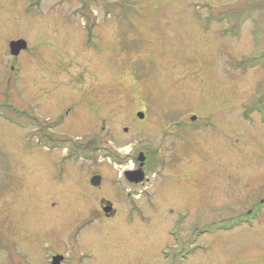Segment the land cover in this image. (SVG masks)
Returning a JSON list of instances; mask_svg holds the SVG:
<instances>
[{"label":"rangeland","instance_id":"rangeland-1","mask_svg":"<svg viewBox=\"0 0 264 264\" xmlns=\"http://www.w3.org/2000/svg\"><path fill=\"white\" fill-rule=\"evenodd\" d=\"M18 38L28 49L13 57L8 41ZM7 100L0 114L15 120H0V264L55 255L59 264H175L162 248L180 238L169 232L188 208L186 238L197 215L217 231L195 232L201 248L179 264H264V202L260 215L247 213L264 200V0H0ZM19 107L45 121L70 108L57 130L68 150L38 147ZM163 155L173 161L165 172ZM139 163L133 179L154 180L153 206L128 228L122 221V235L100 213L110 204L111 216L124 214L111 181ZM63 172L65 184L55 179ZM94 173L108 202L70 192L77 175Z\"/></svg>","mask_w":264,"mask_h":264},{"label":"flooded vegetation","instance_id":"flooded-vegetation-1","mask_svg":"<svg viewBox=\"0 0 264 264\" xmlns=\"http://www.w3.org/2000/svg\"><path fill=\"white\" fill-rule=\"evenodd\" d=\"M12 69H15V67L13 68V66H12ZM22 70H24V69H22L21 67H18L17 71H19V73L18 74L14 73V75H16V76L19 75ZM13 79L14 80L18 79L17 82H19V77H14ZM19 109H20V107H19ZM20 111L23 112V114L25 112H27L26 109H22V108L20 109ZM61 113H63V112H61ZM70 113H71L70 108H68L67 111H64V115L59 114V112H57V110H56L52 116H47V118H46L47 122L43 119V117L41 115H38V113L37 114H31V113L25 114V119L34 123L35 135L37 137L41 138V145L42 146L39 145L38 147L46 149V147H48L46 145L49 144V145H51V150H55V151L56 150L63 151L64 149L68 150L66 147V144L68 142H70L69 135H63L62 137H58L57 136V130L59 127L63 126L66 123V120L70 116ZM173 117H175V115H173ZM194 117H197V116L193 115V117H192V120L196 121V118H194ZM4 121L6 122V120H4ZM175 122L177 123L176 126L180 125L179 121H175ZM183 126H186L187 131H191L190 127L188 126V123H185ZM197 127H199V126H197ZM169 134H171V137L166 139V141H167L166 146H168V148H169L168 151L172 154V156L175 158H178L177 153H175L176 149L173 150V149H171V147L175 145V140L179 136V134H178V136L176 135L177 137L172 136V131H169ZM81 142L82 141L77 142L79 149L81 147H83V145H81ZM148 153H149L148 155L150 156V152H148ZM85 154L87 155V157H85V158L87 160H89V153L85 152ZM148 155L146 156V161L149 158ZM73 156L74 155H72V153H71L70 157H73ZM143 157H145V156H143ZM75 162L79 164V163H85V162H90V161H85V162L75 161ZM170 162H171V164L173 162V161H171V157L166 158L165 155H163V157L161 156V160L159 161V163L161 164V168L164 170V172L170 168V166L168 165V164H170ZM91 164H93V166H100L99 162H97V161H94V162L91 161ZM140 167H141V165L139 163L138 168L125 170V171H123L122 174H120V177L114 178V179H112L113 181H111L112 185L114 186V189L118 192V196L121 197L125 202L126 209L124 210V214H123L122 210H120L119 217H117V215H118L117 210H115L114 212H112L113 216H111L110 210H109L111 207L110 204H108V206H106L109 209H105V207H102L104 210L102 213H100L101 216L108 218V219H112V218L116 219L117 218L118 222H117V225H115V226H116V229L118 230L117 232H119V234H122V235H123V233L120 232V230H119L120 229L119 226L122 227V225H121L122 221H124V224L122 223L123 227H127V224H128V226L132 225L139 218H143L146 215H147L146 217H150L147 214L146 210L144 209V205L147 204L146 206H148V205L153 206V201L151 198V192L148 190H150V187H149L150 183H153L154 180L149 178V177H145V179L142 182L141 181L137 182L135 180L136 178L131 179V178L125 176L126 172H128L130 170L138 171L140 169ZM84 169H86V168H84ZM87 169L89 170V166H87ZM65 174H66L65 172H63V174H57L55 176L56 181L58 183L63 182L62 184L69 182L68 180H65ZM180 174H183V173L182 172H179V174L176 173V176L172 180L176 181L175 179H178V176H181ZM95 176H98V177H95ZM79 183H80V185H79ZM76 184H77V186H75ZM103 184H104V179H103V176L100 174L94 173L92 175H89L87 178L81 177V175H77V179L74 182V186H72L73 188L71 187L70 192L75 196V198L81 197L83 199H85L90 192L95 196L96 195H102V192L105 190V189H103V187H104ZM166 185H168V183ZM185 189H187V188H184L183 190H185ZM98 192H100V193H98ZM105 193L107 194V190L105 191ZM102 197H103V195H102ZM100 200H101V202H108L106 197H103ZM102 200H104V201H102ZM76 202H78V200L71 202L69 205L68 204L67 205L68 206H70V205L75 206ZM261 202H264V200L262 199V201H261V198H260L259 202L254 203L252 208L249 209L247 211V213L251 214V213L255 212V213H259V215H260L261 214ZM154 204H156V203H154ZM231 210H232V207H231ZM172 211H173V209H172ZM172 211H171V213H172ZM187 211H189V213H187L183 209L176 211V216H175L176 223L173 227L174 228L173 231L169 232L171 237L174 236V234L176 232H178V237H180V238H177L178 240L176 242V241H174V239L172 237V241L174 244L172 246L171 245L169 246L167 244L166 246L168 248L167 247L162 248V253L167 256V259H168L167 261L171 260L175 264H179L178 261L186 262V260H188L192 255L193 256L196 255L197 252L200 250L201 246H200V243H198L199 235L195 234V232L201 233L202 231H204L205 234L208 235L211 233L214 234L215 231H217V228L215 227L214 223H212V224L210 223V225H207V227L206 226L202 227L201 222L198 219V218H200V216L197 215L196 219L192 221V228L190 229V231H193V234L189 238H186L185 231H187V230L185 229V220H186V217H189L188 214H191V211L189 208ZM122 214H123V216H122ZM166 214H168V212ZM121 216L123 217L124 220H122ZM247 216L249 217V215H247ZM243 217H244V214L241 213V218H243ZM232 218H233V215L229 216L226 220L231 222ZM86 222H87V224L90 223L87 220H85L81 223L82 228H84V229L89 228L88 226H84V224ZM231 226L232 225H229V226H225L223 228L229 229V228H231ZM125 232H128V231H125ZM157 234L154 235L155 238H156ZM160 240H162V239H159V241ZM173 248H176L178 251L177 252H170L169 250H171ZM77 250H78V248H77ZM82 255L85 256L83 253H82ZM90 255H91V253H90ZM170 256H171V258L169 259ZM64 260H65V257H64L63 261Z\"/></svg>","mask_w":264,"mask_h":264},{"label":"water","instance_id":"water-1","mask_svg":"<svg viewBox=\"0 0 264 264\" xmlns=\"http://www.w3.org/2000/svg\"><path fill=\"white\" fill-rule=\"evenodd\" d=\"M26 47H27V42L25 40H23V39L11 41V43H10V49H11V53L13 55H18L21 52V50L25 49ZM141 158H142L141 160L144 159V157H141ZM139 171H141V169ZM137 173H139V172H137V171H128L126 173V175H127V177L133 179V176H135ZM141 179H143L142 176L140 177V180ZM62 258L63 257H61V256L55 257L54 260H53V264H59L61 262Z\"/></svg>","mask_w":264,"mask_h":264},{"label":"bare ground","instance_id":"bare-ground-1","mask_svg":"<svg viewBox=\"0 0 264 264\" xmlns=\"http://www.w3.org/2000/svg\"><path fill=\"white\" fill-rule=\"evenodd\" d=\"M69 204V203H68Z\"/></svg>","mask_w":264,"mask_h":264}]
</instances>
